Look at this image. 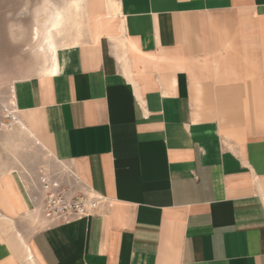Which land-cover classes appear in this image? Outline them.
Returning <instances> with one entry per match:
<instances>
[{"label": "crops", "instance_id": "1", "mask_svg": "<svg viewBox=\"0 0 264 264\" xmlns=\"http://www.w3.org/2000/svg\"><path fill=\"white\" fill-rule=\"evenodd\" d=\"M84 3L56 72L0 89L54 165L0 142V264H264V0ZM42 176L99 207L49 218Z\"/></svg>", "mask_w": 264, "mask_h": 264}, {"label": "rangeland", "instance_id": "2", "mask_svg": "<svg viewBox=\"0 0 264 264\" xmlns=\"http://www.w3.org/2000/svg\"><path fill=\"white\" fill-rule=\"evenodd\" d=\"M75 1H80V6ZM84 4L83 0H0V89L10 90L17 78L42 74L45 62L35 31L37 27L43 28L53 12L59 10L64 14L62 29L55 33L59 47L78 41L85 28ZM0 129L7 161L12 162L15 157L30 178L34 179L40 169L54 168L47 151L24 139L15 141L12 126Z\"/></svg>", "mask_w": 264, "mask_h": 264}, {"label": "built area", "instance_id": "3", "mask_svg": "<svg viewBox=\"0 0 264 264\" xmlns=\"http://www.w3.org/2000/svg\"><path fill=\"white\" fill-rule=\"evenodd\" d=\"M0 118V125L16 120L15 110L0 102ZM40 181L45 197L44 212L49 218L86 216L94 212L101 202L100 196L85 194L68 199L61 190V182L58 178L42 176Z\"/></svg>", "mask_w": 264, "mask_h": 264}, {"label": "bare ground", "instance_id": "4", "mask_svg": "<svg viewBox=\"0 0 264 264\" xmlns=\"http://www.w3.org/2000/svg\"><path fill=\"white\" fill-rule=\"evenodd\" d=\"M74 3L77 5V7L80 6V1H75ZM63 24H64V14L62 11L57 10L56 12H53L51 14L50 18L48 17L43 28H39V27L36 28L35 38L39 40L38 43L39 46L38 48L40 51L39 53L43 56L45 62L42 73L49 74V73H54L57 70V62H58L57 57H58L59 45L56 41L55 33L56 32L59 33L61 31ZM16 120L19 121L17 117Z\"/></svg>", "mask_w": 264, "mask_h": 264}]
</instances>
